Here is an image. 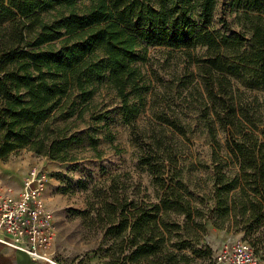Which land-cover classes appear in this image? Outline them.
<instances>
[{
    "label": "trees",
    "instance_id": "16d2710c",
    "mask_svg": "<svg viewBox=\"0 0 264 264\" xmlns=\"http://www.w3.org/2000/svg\"><path fill=\"white\" fill-rule=\"evenodd\" d=\"M238 1L245 4L250 46L239 35L211 29L217 0H0V160L22 149L67 159L70 141L79 143L81 138H50L46 122L75 103L74 90L80 92L81 103L87 102L96 91L95 77L108 72L109 83L122 100L124 118L131 122L148 89L136 65L146 59L140 48L145 43L188 50L202 46L205 57L191 58L202 69L215 102L218 127L210 125V133L218 144V130L226 133L229 156L244 169L230 183L221 178L217 191L219 197L225 192L226 200L238 198L241 211L250 214L242 221L243 239L264 257L257 247L264 246V142L253 119L244 115L246 107L249 112V105L259 99L254 95L243 100L238 86L264 92V0ZM159 160L158 153L143 157L155 181L164 186L165 165ZM163 202L170 206L167 199ZM130 205L134 210L126 199L121 206L120 239L121 244L131 243L132 261L158 260L167 247L166 232L187 230L192 240H201L203 222L159 217V204L150 210ZM109 209L113 215L117 212L113 205ZM226 209L230 211L231 205ZM174 255L168 252L169 264H178Z\"/></svg>",
    "mask_w": 264,
    "mask_h": 264
},
{
    "label": "rangeland",
    "instance_id": "374dc122",
    "mask_svg": "<svg viewBox=\"0 0 264 264\" xmlns=\"http://www.w3.org/2000/svg\"><path fill=\"white\" fill-rule=\"evenodd\" d=\"M244 7L238 0H217L211 29L239 35L250 46L252 32L243 16ZM140 52L146 59L136 65L148 89L143 91L144 104L135 120L126 122L122 100L110 85L107 72L95 77L96 91L91 99L81 103L80 92L74 90L71 101L75 103L56 111L46 122L50 138H81L79 143L70 141L67 159L22 149L2 160L5 163L29 153L33 155L29 168L40 163L48 170L46 199L55 214L53 256L59 264H169L170 251L178 264H213L223 243L245 238L242 221L251 218L250 214L241 211L238 198L226 200V193L219 197L217 191L221 178L230 183L244 169L230 158L226 133L218 130L220 144L210 133V125L218 127L215 102L202 69L191 58H204L205 48L145 43ZM238 86L243 100L258 96L259 102L249 105V112L247 106L244 115L253 119L256 134L264 142V92ZM247 127L250 129L249 123ZM154 153L165 165L164 186L143 163V157ZM126 199L128 207L134 203L150 210L159 204V217L180 222L190 217L192 222H203L201 240H192L187 230L166 232L167 247L158 260L132 261L131 243L121 244L120 239L121 206ZM229 204L231 210L227 211ZM110 205L117 210L114 215ZM115 217L118 221L111 223ZM257 247L264 254V246Z\"/></svg>",
    "mask_w": 264,
    "mask_h": 264
},
{
    "label": "built area",
    "instance_id": "2783aa9c",
    "mask_svg": "<svg viewBox=\"0 0 264 264\" xmlns=\"http://www.w3.org/2000/svg\"><path fill=\"white\" fill-rule=\"evenodd\" d=\"M50 175L40 163L25 173L20 191L0 177V242L25 251L33 259L59 264L53 256L54 211L46 199ZM216 264H261V257L243 238L223 243Z\"/></svg>",
    "mask_w": 264,
    "mask_h": 264
},
{
    "label": "crops",
    "instance_id": "0c3cea01",
    "mask_svg": "<svg viewBox=\"0 0 264 264\" xmlns=\"http://www.w3.org/2000/svg\"><path fill=\"white\" fill-rule=\"evenodd\" d=\"M32 159H33L32 154L21 153V156L19 158L10 159V161L8 162L4 163L2 160H0V176H2L6 182L11 184L16 192L20 191L21 189L23 177L27 172ZM238 238H242V237H237V239ZM0 264H52V263L35 260L25 251H22L11 245H7L5 243L0 242ZM261 264H264V257H261Z\"/></svg>",
    "mask_w": 264,
    "mask_h": 264
}]
</instances>
